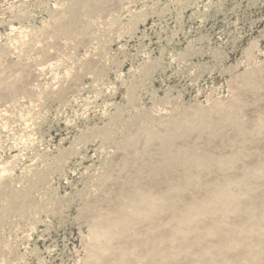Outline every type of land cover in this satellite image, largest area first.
I'll return each mask as SVG.
<instances>
[{
    "label": "rangeland",
    "instance_id": "rangeland-1",
    "mask_svg": "<svg viewBox=\"0 0 264 264\" xmlns=\"http://www.w3.org/2000/svg\"><path fill=\"white\" fill-rule=\"evenodd\" d=\"M231 114L247 129H236ZM203 117L208 126L172 139L174 151L197 145L215 163L246 152L233 167L178 165L159 189L186 173L206 181L259 171L264 0H0V264H85L94 225L133 188L129 176L147 183L149 165L165 158L171 122ZM142 127L164 136L147 143ZM131 136L136 149L123 145ZM196 191L187 200L201 199ZM194 236L167 246L182 264H200ZM136 252L133 264H146Z\"/></svg>",
    "mask_w": 264,
    "mask_h": 264
},
{
    "label": "bare ground",
    "instance_id": "bare-ground-1",
    "mask_svg": "<svg viewBox=\"0 0 264 264\" xmlns=\"http://www.w3.org/2000/svg\"><path fill=\"white\" fill-rule=\"evenodd\" d=\"M78 4L79 1H75L70 8L72 24L78 18L76 17L79 12ZM83 5L89 10L94 9L92 2ZM70 26L63 28V31L68 32ZM254 74V71L248 73L247 84H251ZM230 117L236 129L242 131L247 129L246 122L234 114ZM170 125L163 143L165 158L155 165L148 164V182L143 183L140 179L138 182L129 176V182L134 183L133 188L121 191L115 213L104 215L96 221L92 232L95 244L85 264H133L134 260L128 257V254L136 249V254L147 260L146 264H182L177 258L178 252L170 253L167 246L180 247L184 243H189L188 234L192 232L195 233L194 238L198 245V247L195 245L197 251L194 255L200 264H264V199H262L264 159L260 163L259 171L246 172L244 176L242 175L244 179H238V176L237 178L225 176L223 179L212 177L210 180L201 181L202 177L197 171V174H184L181 180L172 182L168 190L159 189V177L169 179L178 165H184L186 170L190 165L196 164L201 170L204 168L211 171L216 169L215 167L220 168V165L222 167L223 163L233 167L247 150L241 147L228 156L221 155L216 163L215 158L207 150H202L197 145H187L181 150L174 151L175 148L172 149L170 146L172 139L186 137L193 129L199 130L200 127L204 129L208 126V121L203 117L200 123L194 120H175ZM141 131L147 143L164 136L163 131L160 133L146 127H142ZM215 134L227 138L217 129ZM138 140L139 136H131L125 139L123 145L129 149H136ZM191 189L197 190L195 193L202 190L203 198L199 199L200 196L196 198L197 196L191 193L190 200H187L186 195ZM220 212L227 214L226 218L219 217ZM232 214L242 216L244 223L233 226L234 221L229 217ZM141 221L149 224V227L146 226L147 223L145 224L149 230L143 235L138 234L139 227V230H136ZM167 224L171 226L170 229L168 226L169 231ZM236 230H239L238 233ZM207 237H215L216 240L207 241L205 240ZM113 241H120L123 246L129 245L130 248L121 244V247L117 248L119 251H116L112 245Z\"/></svg>",
    "mask_w": 264,
    "mask_h": 264
}]
</instances>
